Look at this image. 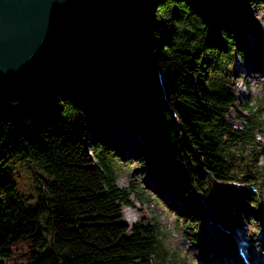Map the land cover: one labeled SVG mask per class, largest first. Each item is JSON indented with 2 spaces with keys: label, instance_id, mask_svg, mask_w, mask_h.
<instances>
[{
  "label": "trees",
  "instance_id": "trees-1",
  "mask_svg": "<svg viewBox=\"0 0 264 264\" xmlns=\"http://www.w3.org/2000/svg\"><path fill=\"white\" fill-rule=\"evenodd\" d=\"M260 4L145 0L75 66L0 79V264H190L145 208L125 220L118 160L134 154L198 246L234 253L235 228L264 216V96L232 86L236 58L264 68Z\"/></svg>",
  "mask_w": 264,
  "mask_h": 264
},
{
  "label": "water",
  "instance_id": "water-1",
  "mask_svg": "<svg viewBox=\"0 0 264 264\" xmlns=\"http://www.w3.org/2000/svg\"><path fill=\"white\" fill-rule=\"evenodd\" d=\"M145 0H0V79L46 77L76 62Z\"/></svg>",
  "mask_w": 264,
  "mask_h": 264
},
{
  "label": "rangeland",
  "instance_id": "rangeland-1",
  "mask_svg": "<svg viewBox=\"0 0 264 264\" xmlns=\"http://www.w3.org/2000/svg\"><path fill=\"white\" fill-rule=\"evenodd\" d=\"M250 9L253 11L254 16L259 22V26L264 31V6L263 5H251ZM247 38L252 43L253 38L247 33ZM235 76L237 77L236 83L232 86L236 92V95L240 101L253 99L259 96H264V68L254 70L251 62L242 60L240 58L235 59L233 67ZM59 71V70H58ZM101 121V118H98ZM229 121L238 127L241 125V121L236 117L235 111L231 112ZM118 135L124 134L121 126H114ZM126 158V157H124ZM117 168V184L120 187L130 189V185H133L135 190L132 192L131 200L134 202V206H124L123 214L125 220L129 224H133L139 219V208H145L147 211V217L152 214L155 215L165 232V243L168 247L176 249L186 256H189L190 264H245L240 262L238 257L234 255L230 256L227 250L229 245L222 244V253L215 251L213 248L204 249L198 246L197 241L192 237L187 227H180V222L176 221V213L183 212L182 206L178 200H174L178 203V206L173 211L169 210V205L166 202L168 196L160 192H155L151 186H147L143 181V178L147 179V182L160 183L158 178H152L147 174L148 168L140 161L134 154L131 157L123 160H118ZM19 176L17 177L18 184L22 190H28V175L23 168L19 169ZM145 173V175H142ZM169 178H174L172 174L167 173ZM158 185V184H157ZM136 191L143 196L144 203L135 195ZM257 223H261V227H257ZM247 227V228H246ZM209 231V230H208ZM250 232V233H249ZM249 233V234H248ZM253 236L251 239L248 237ZM211 234V233H209ZM233 239L235 241H252L248 251L255 264H264V216L254 219L253 223H245L242 228H235ZM208 242V241H207ZM249 243V242H248ZM207 247V244H206Z\"/></svg>",
  "mask_w": 264,
  "mask_h": 264
},
{
  "label": "bare ground",
  "instance_id": "bare-ground-1",
  "mask_svg": "<svg viewBox=\"0 0 264 264\" xmlns=\"http://www.w3.org/2000/svg\"><path fill=\"white\" fill-rule=\"evenodd\" d=\"M249 264H252L251 262H249Z\"/></svg>",
  "mask_w": 264,
  "mask_h": 264
}]
</instances>
